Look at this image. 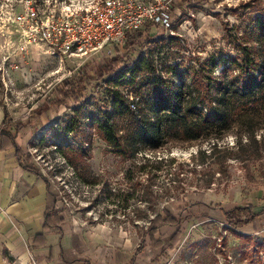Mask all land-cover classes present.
<instances>
[{
    "label": "rangeland",
    "instance_id": "1",
    "mask_svg": "<svg viewBox=\"0 0 264 264\" xmlns=\"http://www.w3.org/2000/svg\"><path fill=\"white\" fill-rule=\"evenodd\" d=\"M14 1L0 0V124L12 126L25 163L49 179L56 196L45 205L63 218V232L39 228L46 236L37 244L32 235L36 226L24 223L10 248L0 229V264H264V249L258 247L264 245V120L245 130L233 127L223 136L169 138L160 147L124 156L100 137L86 116L110 103L97 61L114 54L124 41L87 58L61 59L42 45L23 51L18 30L8 19ZM181 2L171 0V27L148 23L140 29L160 40L135 45L124 56L125 64L150 47L157 45L158 50L172 36L177 43L161 51L167 63L184 59L195 64L214 51L242 57V45L264 58V34L254 27L264 15V0ZM83 66H93L92 74H80ZM75 75L85 77L83 88L66 95ZM54 94L61 101L64 94V103L34 112ZM81 103L88 105V112L76 109ZM74 117L73 146H67L64 126ZM199 200L227 209L252 205L259 214L234 230L220 209L202 212L194 204ZM45 205H39L37 220ZM168 211L171 223L160 227L162 245L154 246L149 236L143 238L149 220ZM39 246L46 248L37 250Z\"/></svg>",
    "mask_w": 264,
    "mask_h": 264
},
{
    "label": "trees",
    "instance_id": "2",
    "mask_svg": "<svg viewBox=\"0 0 264 264\" xmlns=\"http://www.w3.org/2000/svg\"><path fill=\"white\" fill-rule=\"evenodd\" d=\"M254 27L256 32L264 34V15L256 18ZM159 40L155 35H143L140 29L129 32L121 43L122 47L118 46L114 54L97 61L99 75L107 84L110 103L106 107L101 105L98 113L90 112L86 116L100 137L118 153L134 156L139 149L160 147L169 138L197 140L211 135L223 136L233 127L245 130L251 128L255 121L264 120L263 57L252 52L247 45H242V57L214 51L205 61L195 64L184 59L167 63V57L162 56L161 51L164 46L172 47L173 41L177 43L179 39L172 36L158 50L155 45L147 53L138 54L131 63H124L135 45ZM157 63L161 64L160 69ZM83 69L84 72L79 71L80 74H92L93 66H83ZM80 76L75 75L70 79V87L65 89L66 95L68 91L77 92L83 88L85 77ZM57 94L45 98L34 112L43 113L56 102L64 103L66 96L63 94L61 101ZM132 103L136 108L132 107ZM87 106L81 103L76 109L88 112ZM76 120L77 117H74L64 126L67 146H73L70 135L75 132ZM250 133H254L253 129ZM0 138L3 147H15L17 158L24 168L46 180L50 193L55 197L49 179L25 163L24 152L8 123L0 124ZM212 147L216 149L217 143L214 142ZM76 149H80L81 153L86 152L80 147ZM194 204L201 206L205 214L211 208L220 209L234 230L254 221L259 214L252 205H236L227 209L220 203L213 205L202 200ZM51 208L47 207L44 212L45 222L55 227L61 225L63 218ZM149 221L143 238L149 236L154 246H161L162 239L157 234L162 225L171 223L169 211L155 214ZM238 235L249 237L243 232H238ZM144 245L143 241L136 247L132 262ZM258 247L264 249L262 243Z\"/></svg>",
    "mask_w": 264,
    "mask_h": 264
},
{
    "label": "built area",
    "instance_id": "3",
    "mask_svg": "<svg viewBox=\"0 0 264 264\" xmlns=\"http://www.w3.org/2000/svg\"><path fill=\"white\" fill-rule=\"evenodd\" d=\"M9 10L23 51L42 45L61 59L91 57L148 23L172 26L171 0H15Z\"/></svg>",
    "mask_w": 264,
    "mask_h": 264
},
{
    "label": "crops",
    "instance_id": "4",
    "mask_svg": "<svg viewBox=\"0 0 264 264\" xmlns=\"http://www.w3.org/2000/svg\"><path fill=\"white\" fill-rule=\"evenodd\" d=\"M9 126L12 132L16 134V140L21 151L24 152L18 141V133L13 131L10 124ZM19 126L17 123L16 130ZM51 195L46 180L36 172L24 168L17 158L15 147L9 145L3 147L0 138V205L5 210V212H0V229H2L3 238L8 245L10 244V248H14L12 246L14 245L13 238L20 236L18 229L20 225L24 228V223L33 227L36 226L37 230L32 235L33 242L37 244L43 243L44 236H46L44 230L39 228L48 226L51 230L63 232V222L56 227L45 222L44 212L48 207L45 203ZM41 203L45 206L40 212V220H37L36 211ZM8 218L9 220H7ZM41 248L46 247L39 246L37 250H41ZM22 249H17V251L23 253L24 250ZM87 263L83 262V264Z\"/></svg>",
    "mask_w": 264,
    "mask_h": 264
}]
</instances>
